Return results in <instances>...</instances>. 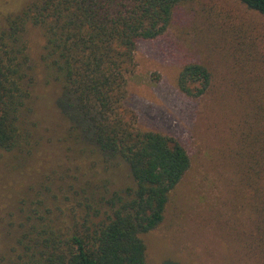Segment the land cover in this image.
Listing matches in <instances>:
<instances>
[{
	"label": "rangeland",
	"instance_id": "1",
	"mask_svg": "<svg viewBox=\"0 0 264 264\" xmlns=\"http://www.w3.org/2000/svg\"><path fill=\"white\" fill-rule=\"evenodd\" d=\"M34 1L0 0V53L24 91L19 142L0 149V264H31L25 246L43 229L69 231L86 213L101 221L105 199L133 186L119 156L105 157L72 127ZM188 62L210 73L199 96L177 85ZM133 64L128 118L173 136L190 157L163 220L140 235L145 264H264V16L238 0L181 2L161 35L137 41Z\"/></svg>",
	"mask_w": 264,
	"mask_h": 264
},
{
	"label": "trees",
	"instance_id": "2",
	"mask_svg": "<svg viewBox=\"0 0 264 264\" xmlns=\"http://www.w3.org/2000/svg\"><path fill=\"white\" fill-rule=\"evenodd\" d=\"M187 0H36L32 22L44 27V59L61 81V103L84 142L105 157L119 156L133 186L105 199L110 212L94 222L89 213L73 219L69 231L53 227L25 246L31 264H145L141 233L164 217L169 192L190 167L185 147L173 136L139 130L123 105L126 73L139 40L167 28L174 7ZM264 16V0H238ZM25 15V12L23 13ZM20 73V69L18 71ZM0 53V149L19 142L18 111L24 91L20 75ZM210 73L197 62L184 64L179 89L205 92Z\"/></svg>",
	"mask_w": 264,
	"mask_h": 264
}]
</instances>
